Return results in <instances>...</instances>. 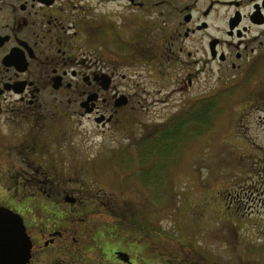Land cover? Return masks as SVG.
Masks as SVG:
<instances>
[{
	"label": "flooded vegetation",
	"instance_id": "flooded-vegetation-1",
	"mask_svg": "<svg viewBox=\"0 0 264 264\" xmlns=\"http://www.w3.org/2000/svg\"><path fill=\"white\" fill-rule=\"evenodd\" d=\"M162 72L178 73V89L188 91L186 124L200 126L207 143L212 130L220 150L234 152L235 172L254 179L264 168V0H0V205L23 218L28 264L52 248L64 264L81 238L92 241V198L101 194L84 178L86 188L74 190L60 171L44 170L52 153L68 151L83 120L103 134L122 130ZM194 85L200 93H189ZM151 147L124 145L100 172L95 156L86 174L144 175ZM234 198L246 214L250 201L264 202L247 191Z\"/></svg>",
	"mask_w": 264,
	"mask_h": 264
},
{
	"label": "rangeland",
	"instance_id": "rangeland-1",
	"mask_svg": "<svg viewBox=\"0 0 264 264\" xmlns=\"http://www.w3.org/2000/svg\"><path fill=\"white\" fill-rule=\"evenodd\" d=\"M160 75V86L149 88L155 95L135 106V119L129 117L123 127L118 126L122 130L106 128L103 134L91 120H83L79 135L68 140L72 143L68 151L52 153L56 161L43 168L60 171L65 178L61 183L70 189L86 188L84 178L92 185V193L96 190L101 194L92 195L97 206L92 213V241L81 238L78 253L69 254L64 264H169V258L176 260L173 264H192L197 258L192 261L184 256L193 249L208 259L209 263L202 264H264V202L250 201L254 212L246 214L236 208L240 202L234 198L236 192L246 191L264 198V168L255 167L254 179L245 182L243 173L238 174L240 169L235 172L234 152L220 150L221 139L212 135V130L208 143L195 124L183 126L178 146L176 142L164 145L156 141L159 147L149 158L155 163L145 162L150 169L145 167L144 175L135 172L125 182L99 173L86 174L95 156H99L95 169L104 171L117 161L114 155L122 146H147L170 120L184 118L179 112L189 105L188 91L178 89V73L169 79L165 72ZM192 92L200 93V85L190 88ZM255 124L254 120V132ZM134 153V148L129 149L128 157ZM133 166L131 160L124 169ZM41 218L34 217L37 222ZM49 251L38 255L35 264H59L64 258L63 251Z\"/></svg>",
	"mask_w": 264,
	"mask_h": 264
},
{
	"label": "water",
	"instance_id": "water-1",
	"mask_svg": "<svg viewBox=\"0 0 264 264\" xmlns=\"http://www.w3.org/2000/svg\"><path fill=\"white\" fill-rule=\"evenodd\" d=\"M31 249L23 218L0 205V264H28Z\"/></svg>",
	"mask_w": 264,
	"mask_h": 264
},
{
	"label": "trees",
	"instance_id": "trees-1",
	"mask_svg": "<svg viewBox=\"0 0 264 264\" xmlns=\"http://www.w3.org/2000/svg\"><path fill=\"white\" fill-rule=\"evenodd\" d=\"M196 119L197 118H195V116H194L193 121L198 122ZM186 122H187V119L180 118V117L170 120L166 124V126L161 130L158 137H155L153 139L151 144L155 147L154 149H157L159 147V144L156 143V141L157 142L161 141V144H164V145H170V144L172 145V143L175 144V142H176V146H178L177 144L181 141V137H182L181 130H182L183 126L186 124ZM185 135H186V132H185ZM157 138L159 140H157ZM173 139H175L174 142H172ZM149 152H150V155H153V148L152 147L150 148ZM145 166H146V164H145ZM97 228H98V226H97ZM154 248H155L154 250H156V247H154ZM161 250H162L161 252L164 253L165 247L161 248ZM185 253H186V255L184 257L186 258V256H187L188 258H191L192 261L197 258L196 261H193L192 264H202L203 262L209 263L208 259L206 257H204V255H202L197 250L193 249L192 251L191 250L189 251V254H187L186 251H185ZM163 260H164V258H163ZM166 260L169 264H173V262H176V260H174L172 258H169ZM210 264H216V263L211 262Z\"/></svg>",
	"mask_w": 264,
	"mask_h": 264
}]
</instances>
